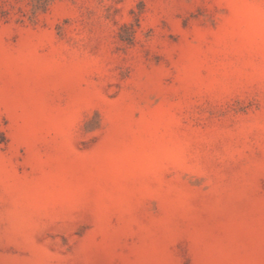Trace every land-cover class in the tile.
Masks as SVG:
<instances>
[{
	"label": "rangeland",
	"instance_id": "rangeland-1",
	"mask_svg": "<svg viewBox=\"0 0 264 264\" xmlns=\"http://www.w3.org/2000/svg\"><path fill=\"white\" fill-rule=\"evenodd\" d=\"M0 264H264V0H0Z\"/></svg>",
	"mask_w": 264,
	"mask_h": 264
}]
</instances>
